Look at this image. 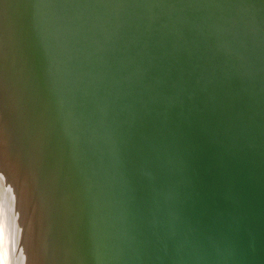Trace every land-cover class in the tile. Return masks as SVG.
I'll list each match as a JSON object with an SVG mask.
<instances>
[{"label":"bare ground","instance_id":"1","mask_svg":"<svg viewBox=\"0 0 264 264\" xmlns=\"http://www.w3.org/2000/svg\"><path fill=\"white\" fill-rule=\"evenodd\" d=\"M165 1L115 0L116 6L102 15L114 18L105 37L85 44V48L94 46L98 50L88 61L86 51L83 55L77 54L73 46H78L93 0H51L56 14L53 23L62 30L58 42L66 44L62 59L78 75L84 65L90 69V73H82L89 103L78 113L83 128L90 122L85 134L87 150L79 140L71 145L63 143L60 138L63 134L56 136L60 146L52 148L54 132L50 127L58 117L53 112L55 107L49 110L43 106L47 101L39 97L45 102L42 108L38 112L31 109L35 111L32 119L22 116V104L26 109L30 102L16 94L6 96L7 74L0 75V264H76L78 250L73 231L77 230L79 220L94 239L96 264L103 258L104 264H117L116 254L122 244L113 228L110 193L114 178L104 177L103 168L98 172L96 164L90 167L89 155L95 154V145L100 141V125L108 131L115 117L132 118L134 123L140 122L144 129L158 135L165 117H157L153 112L164 115L173 110L180 103L178 91L189 89L184 73L171 72L166 75L167 82L153 80L154 74L164 70L165 60L174 50L172 45L152 46L143 60L134 53L125 55L135 30L158 18L161 15L158 6L168 0ZM169 1H181L183 8L193 5L247 44L264 47V13L258 0ZM97 17L100 19V14L94 13L93 18ZM167 22L156 21L154 29H168ZM40 33L38 30L36 35ZM200 34L207 33L201 30ZM127 39V43L123 42ZM121 56L125 60L116 64ZM131 105L137 108L136 115L128 112ZM19 118L25 121L20 122ZM95 136L97 141L92 142ZM105 140L109 142L108 137ZM71 158L74 167L69 170L64 162ZM69 176V188L60 193ZM206 181L212 183L198 176L182 184L181 196L172 206L165 226L167 264H264V204L243 202L240 208L245 210L244 216L235 218L234 225L230 226L231 214L221 210L217 198L218 185L208 184L205 188ZM201 189L204 192L200 196ZM143 243L145 248V239ZM41 245L47 246L44 256Z\"/></svg>","mask_w":264,"mask_h":264},{"label":"rangeland","instance_id":"2","mask_svg":"<svg viewBox=\"0 0 264 264\" xmlns=\"http://www.w3.org/2000/svg\"><path fill=\"white\" fill-rule=\"evenodd\" d=\"M47 3L48 6L43 15L36 17L35 29L32 30L31 49H33V60L30 64L17 56L13 41L14 31L10 28H4V23L7 19H5L4 11L0 10V75L7 74L6 96L16 94L22 97L21 100L26 98L30 102V106L27 105L26 109L25 105L22 104V109H24L22 110V116L27 115L32 119V112H38L37 110L42 108L46 100L42 98L44 103L40 101V94L27 85L26 69L30 66L33 70H39L40 76L44 79L48 89L52 88L49 91V96L51 95L49 98L53 104L50 109L55 107L53 112L56 111L55 116H58L57 119L55 118L52 121L50 129L54 132V135L58 134L56 135L57 137L63 134V137H60L63 143L71 145L75 140H79L82 147L87 150L88 143L86 142L85 134L88 131L87 127H89L90 122L86 123L83 128L81 126L83 120L81 121L78 113L89 103L82 73H90V69L88 71V66L84 65V68L79 72L82 75L80 77L75 69L72 71L69 68L71 64L69 63L70 65H68V63H65L64 58L62 59V56L66 55V44L58 42L57 38L62 30H58L60 27L53 23L54 19H56V14L51 5L53 3H51V0H48ZM179 3L183 2H170L168 0L167 3L161 4L163 7L159 5L158 9L161 10V15L158 18H153L152 21H148V26L154 28L157 25L156 21H168L167 23H170L168 28L176 29L178 32V36H176L183 39L187 44L189 43V49L185 51V46L180 50H173L174 54L173 51L168 54L163 67L164 70L158 75L154 74L155 78L153 77V80L167 82L169 79L166 75L171 74V72L174 74L184 73L183 75L186 76L189 89L185 90L184 88L178 91L180 103L173 110L168 111L164 115L153 112V115L157 117L160 115L165 117V123L158 135L144 129L142 123H134L132 118L115 117L114 123L108 127L109 133L104 125H100V139L98 138L100 141H97L96 136L92 140V142L97 141L94 148L95 154L87 152L88 155L90 153L89 157L92 159V162L89 163L90 167L96 164L98 172L103 168L104 177L112 175L114 178L113 188H111L112 193H110L111 200H113V228L116 229V236L122 244L116 254V257H119L117 264H153L156 261L153 253L146 251L144 248V238L127 206L125 195L130 192V188L132 191L134 185L143 182L152 170L169 163L181 144L182 131L187 123V98L190 96L189 91L196 86L198 81L197 68L195 67L196 61L192 57V50L196 49L199 58L203 60L215 58L235 72L245 74L252 82L264 90V47L256 48L252 44H247L244 40L232 34V32H228L224 26L219 25L217 21L206 13L203 14V11L199 12L193 5H190V7L186 5L183 8L182 4ZM115 6V0H93V4L89 6L86 13L85 25H83L78 38V46L77 48L73 46V52L76 50L77 54L81 55L86 51L87 60L90 61L98 50L94 46L85 48V44L88 41L97 42L105 37L106 29L114 22V18L102 15L108 13ZM94 13H99L100 19L98 17L94 19ZM183 29L186 31H183ZM38 30H41L42 33L39 36L36 35ZM201 30H204L208 35L201 36ZM127 41L128 39L123 42L127 43ZM121 57L116 59V64H121L125 60L124 56ZM148 63L149 66L152 65L151 61ZM74 71L79 76L77 77L82 80L79 81L77 79ZM37 100L39 101L37 102ZM35 103L40 105H34ZM34 106L39 107L37 109ZM43 106L47 107V104ZM102 106L104 108V105ZM223 106L225 108L228 107L226 101L223 102ZM131 107L132 109L128 112L136 115L137 108L132 105ZM15 110L14 108L13 112ZM26 111L27 114H25ZM19 121L24 122L25 120L19 118ZM104 135L105 137H103ZM155 136L157 137L154 139ZM107 137L109 142L105 140ZM205 183H207L204 185L206 188L210 183L207 181ZM213 185L216 184L212 182L210 187ZM217 190L219 192L217 198L220 206L222 205L221 210L231 214L232 220H229V225L233 226L235 218L244 216L245 210L240 208V206L243 202L249 203L238 196L232 188L224 189V187L218 185ZM202 191L203 189H201L200 196ZM261 204L263 205L264 201ZM183 243H186V241ZM46 247L44 245L40 247L43 256L45 251H47V249H44ZM108 258H112L110 253ZM100 263L104 264V258L103 260L101 259Z\"/></svg>","mask_w":264,"mask_h":264},{"label":"water","instance_id":"3","mask_svg":"<svg viewBox=\"0 0 264 264\" xmlns=\"http://www.w3.org/2000/svg\"><path fill=\"white\" fill-rule=\"evenodd\" d=\"M47 1L0 2V10L7 19L4 28L14 31L17 56L28 64L33 60L31 44L35 20L43 15ZM258 2L264 13V0ZM176 35V29L139 26L125 55L134 53L143 60L157 44L172 45L175 51L186 46L185 51L188 50L189 43ZM192 57L196 61L198 81L187 98V123L181 144L169 163L152 170L125 197L145 239L146 250L156 255L154 264H167L166 222L172 206L181 196L182 184L191 177L202 176L224 189L232 188L250 204L264 201V90L245 74L235 72L215 58H199L196 49L192 50ZM26 74L27 85L47 101L50 110L53 105L50 90L40 71L29 66ZM224 101L227 108L223 106ZM56 135H52V148L60 146ZM64 163L69 170L73 169L72 158ZM67 182L60 193L69 188L70 176ZM73 235L78 250L76 264H96L94 239L82 221H78Z\"/></svg>","mask_w":264,"mask_h":264}]
</instances>
